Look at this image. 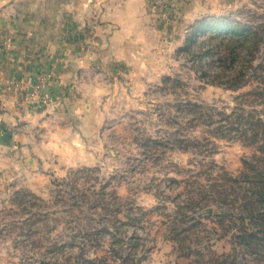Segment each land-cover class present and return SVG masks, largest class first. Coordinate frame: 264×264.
Returning <instances> with one entry per match:
<instances>
[{"label": "rangeland", "instance_id": "374dc122", "mask_svg": "<svg viewBox=\"0 0 264 264\" xmlns=\"http://www.w3.org/2000/svg\"><path fill=\"white\" fill-rule=\"evenodd\" d=\"M156 3L181 44L96 162L0 172V264H264V0Z\"/></svg>", "mask_w": 264, "mask_h": 264}, {"label": "crops", "instance_id": "0c3cea01", "mask_svg": "<svg viewBox=\"0 0 264 264\" xmlns=\"http://www.w3.org/2000/svg\"><path fill=\"white\" fill-rule=\"evenodd\" d=\"M16 1L0 5V172L96 162L88 137L135 107L149 66L181 44L175 18L152 0Z\"/></svg>", "mask_w": 264, "mask_h": 264}, {"label": "built area", "instance_id": "2783aa9c", "mask_svg": "<svg viewBox=\"0 0 264 264\" xmlns=\"http://www.w3.org/2000/svg\"><path fill=\"white\" fill-rule=\"evenodd\" d=\"M41 83H42V81L40 83H38L36 87L39 88L41 86Z\"/></svg>", "mask_w": 264, "mask_h": 264}]
</instances>
